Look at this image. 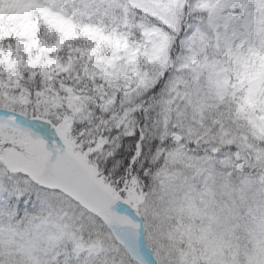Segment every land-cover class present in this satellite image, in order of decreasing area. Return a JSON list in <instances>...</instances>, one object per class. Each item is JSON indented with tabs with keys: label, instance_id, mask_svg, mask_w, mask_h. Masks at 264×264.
<instances>
[{
	"label": "snow or ice",
	"instance_id": "1",
	"mask_svg": "<svg viewBox=\"0 0 264 264\" xmlns=\"http://www.w3.org/2000/svg\"><path fill=\"white\" fill-rule=\"evenodd\" d=\"M0 264H264V0H0Z\"/></svg>",
	"mask_w": 264,
	"mask_h": 264
}]
</instances>
